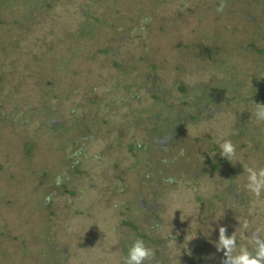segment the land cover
Masks as SVG:
<instances>
[{"label": "rangeland", "instance_id": "374dc122", "mask_svg": "<svg viewBox=\"0 0 264 264\" xmlns=\"http://www.w3.org/2000/svg\"><path fill=\"white\" fill-rule=\"evenodd\" d=\"M220 2L0 0V264H123L143 232L146 264H218L220 226L264 228V0Z\"/></svg>", "mask_w": 264, "mask_h": 264}, {"label": "clouds", "instance_id": "9594fccd", "mask_svg": "<svg viewBox=\"0 0 264 264\" xmlns=\"http://www.w3.org/2000/svg\"><path fill=\"white\" fill-rule=\"evenodd\" d=\"M216 10H224L223 0ZM254 115L258 122L264 121V103L256 102ZM232 132L233 130L229 129L224 137L216 140L220 149L219 155L228 161L236 155V145L230 139ZM243 171L247 174L246 181L242 184L243 189L254 198H259L264 193V166L250 163L243 167ZM59 182L60 178L57 177V183ZM167 182L171 183L172 178H168ZM258 203V199L254 200V204ZM215 245L216 250L223 253L221 264H264V228L257 226L250 230L247 219L240 222L231 234L227 233L226 226H220ZM178 251L180 252V249ZM154 256L155 249L142 237H138L127 247L122 261L123 264H146Z\"/></svg>", "mask_w": 264, "mask_h": 264}, {"label": "trees", "instance_id": "16d2710c", "mask_svg": "<svg viewBox=\"0 0 264 264\" xmlns=\"http://www.w3.org/2000/svg\"><path fill=\"white\" fill-rule=\"evenodd\" d=\"M26 4H27V6H29L30 4L28 3V2H26ZM32 8H33V5L31 6ZM201 48V47H200ZM230 48H231V46H230ZM202 49V48H201ZM230 51H232V49L230 50ZM1 52H3V53H5V52H7V50H5V47L3 46V49L1 50ZM207 52L208 53H211L212 52V50L210 49V48H207ZM2 62L0 61V64H1ZM41 72L42 73H40V80L39 81H42V82H44V83H47L48 81H50L49 80V77L48 76H46L44 73H43V71L41 70ZM1 75V74H0ZM0 79H1V76H0ZM42 79V80H41ZM2 80V79H1ZM230 80H231V78H230ZM224 82H225V80H224ZM48 83H50V82H48ZM0 84H1V81H0ZM209 88H211V87H209ZM211 93H213V90L212 89H210V94ZM7 119L5 120V121H8L9 122V120H8V117H6ZM13 125V124H12ZM52 126H55V125H51V128H53ZM13 130V129H12ZM89 134H91V130L89 131ZM93 134V133H92ZM149 139H151V138H149ZM34 142L35 141H32V140H29V141H25L24 142V144H23V149L25 150V152L27 153V154H29L30 155V153H31V149H32V146H33V144H34ZM153 143H155L154 142V140H153ZM133 144H131V146L130 147H132V149H134V151H138V150H140V151H142V149H147L148 148V144L146 145H144V147H142V146H140V144H135V145H133ZM131 149V150H132ZM133 151V150H132ZM82 151L81 150H78V151H75L74 152V154H70V158H73V156L74 155H76L77 157V159L79 160V158H78V155L81 153ZM144 152H146V151H144ZM137 153V152H136ZM146 153H148V152H146ZM141 154V153H140ZM147 157V156H146ZM224 159H226V158H224ZM227 162H228V160H226ZM229 163V162H228ZM154 164H148L147 166L148 167H150L151 168V170H152V172H153V169L155 168V166H153ZM75 170L77 171V172H80L81 173V167L80 166H77L76 168H75ZM151 175V172L149 171V170H147V172H146V176L147 177H149ZM60 183V182H59ZM61 184H63L62 185V187H65V183H61ZM45 205V204H44ZM46 206H48L47 204H46ZM232 232V231H231ZM40 233H42V231H40ZM44 233V234H43ZM43 237H42V239H44V242L46 241V240H48L49 239V237H50V234L48 233V232H46V231H43ZM228 234H231L230 232L228 233ZM140 236L144 239V240H146V241H148L149 240V242L151 241V240H153V242H157V243H162L160 240H158V239H153V235L152 234H149V233H145V232H143V233H140ZM61 249V248H60ZM215 249V248H214ZM54 251V250H53ZM156 252H159V250H156ZM218 264H219V262H218Z\"/></svg>", "mask_w": 264, "mask_h": 264}, {"label": "flooded vegetation", "instance_id": "af4514ba", "mask_svg": "<svg viewBox=\"0 0 264 264\" xmlns=\"http://www.w3.org/2000/svg\"><path fill=\"white\" fill-rule=\"evenodd\" d=\"M228 189L230 190V186H229V188H227V192H228ZM232 198H233V196H231V200L230 201H232ZM230 201H228L227 204H230L231 203ZM249 224H251L250 221H249ZM260 226H262V225H260ZM222 255H223L222 251L217 253L218 262H220V264H221Z\"/></svg>", "mask_w": 264, "mask_h": 264}]
</instances>
